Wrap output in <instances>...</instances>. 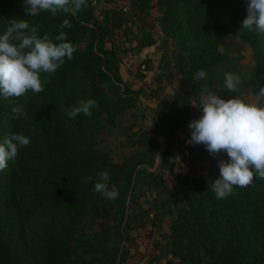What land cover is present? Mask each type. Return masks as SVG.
<instances>
[{
	"label": "trees",
	"instance_id": "1",
	"mask_svg": "<svg viewBox=\"0 0 264 264\" xmlns=\"http://www.w3.org/2000/svg\"><path fill=\"white\" fill-rule=\"evenodd\" d=\"M158 6L168 33L186 54L177 60L185 90L172 89L158 96L161 117L154 122V133L165 147L151 138L145 152H135L115 164L96 151L101 127H114L121 116H129L147 83L136 90L129 88L113 45L106 46L112 43L113 32L115 39L121 38L122 55L128 46L133 51L152 47V37L143 36L131 48L130 29L122 22L111 28L107 21L92 24L91 0L75 16H53L48 11L26 16L23 0H0V33L12 20L24 19L38 28L40 36L48 34L54 40L65 32L76 48L73 58L55 73L41 74L42 80H48L44 91H28L15 98L24 108L19 120L13 119L12 99L0 98V140L19 132L31 141L0 171V264H119L124 256L128 203L139 172H146L151 185L162 181L148 170L160 152V166L170 165L176 133L190 131L188 124L196 119L191 108L193 103L199 106L200 100L194 97L202 86L218 93L213 86L217 82L221 98L230 99L233 94L226 92L224 74L234 72L244 83L237 95L249 94L256 102L264 87V35L239 30L247 15L245 0H158ZM63 19H69L72 27L62 28ZM229 31L252 51L253 65L246 74L234 66L214 71L220 62L219 43ZM133 61L129 64L135 72L139 64L134 66ZM201 69L207 73L206 80L194 82ZM86 99L96 101L92 115L70 119L67 110ZM177 140L175 144L181 146L183 139ZM100 170L110 172L111 184L119 192L116 200L105 201L93 191V183L86 182L85 177ZM218 177L217 166L214 181ZM173 179L172 196L184 203L172 223V254L180 264L201 263L202 255L211 264H264V180L234 186L229 196L217 199L204 176ZM88 216L99 222L100 230L84 236L79 234V225ZM28 218L34 220L39 239L23 251L17 222Z\"/></svg>",
	"mask_w": 264,
	"mask_h": 264
},
{
	"label": "rangeland",
	"instance_id": "2",
	"mask_svg": "<svg viewBox=\"0 0 264 264\" xmlns=\"http://www.w3.org/2000/svg\"><path fill=\"white\" fill-rule=\"evenodd\" d=\"M91 1L94 9L92 24L107 21L111 28L116 22H122L130 29V38L133 40L131 48L140 42L143 36H150L155 40L152 48L133 51V49L129 50L128 46L127 54L122 55L121 38L115 39L113 32L110 36L112 43L106 46L110 48V45H113L120 62L118 68L122 71L123 81L129 88L136 90L139 85L146 83L148 85H146L147 89L140 93L138 106L130 111L129 116H121L114 127H107L104 124L101 127L95 145L96 151L99 154L108 155L113 163L118 164L135 152H145V146L151 138H154L162 149L165 147L166 143L161 138L155 137L154 133V122L161 117L158 96L172 89H179L182 92L185 90L181 84L182 76L177 60L180 57H186V54L178 46L177 40L168 33L158 0ZM149 51L153 52L151 57L147 53ZM217 53L220 62L214 71L219 69L226 71L234 66L238 73L246 74L252 68L254 59L251 49L239 41L232 31H229L228 35L221 40ZM137 57L140 59H135L133 64L134 66L139 64V68L133 72L132 65L129 63ZM213 86L220 95L222 88L219 84L216 82ZM205 87L207 86H202V91L194 97V100L198 98L201 102ZM243 87L244 83L241 80L239 91H242ZM237 96L249 103L255 102L249 94ZM191 109L196 119L202 115L194 105ZM186 141H181V146L176 148L174 146L178 140L176 139L173 143L170 159V165L173 166L172 172H170V165L160 166L162 152L155 157L154 166L148 171L162 178V181L158 179L157 186L150 184V178L146 172L142 170L139 172L128 203V217L124 230L126 238L123 242L124 256L119 264H166L168 262L180 264L172 254V223L175 212L181 209L184 203L172 196V186L175 183L173 178L180 176L182 179L185 177L191 179L204 176L207 183L211 184L214 181L219 160L227 159L224 152L213 157L204 146L200 147L191 143L186 146ZM176 182L181 184L178 180ZM17 227L21 236L19 246L23 251L31 242L39 239V232L32 218L20 220L17 222ZM99 230V222L91 216L79 225V234L84 236L97 234ZM83 259L89 260L88 257ZM198 264H211V262L202 255L201 263Z\"/></svg>",
	"mask_w": 264,
	"mask_h": 264
},
{
	"label": "clouds",
	"instance_id": "3",
	"mask_svg": "<svg viewBox=\"0 0 264 264\" xmlns=\"http://www.w3.org/2000/svg\"><path fill=\"white\" fill-rule=\"evenodd\" d=\"M246 18L239 30L264 35V0H245ZM26 16H37L42 11L56 15H77L87 6V0H23ZM62 28H71L69 19H63ZM76 48L61 31L53 39L48 34L40 36L36 26H30L24 19L12 20L11 26L0 33V98L12 99L13 119L24 115L22 104L15 98L28 91H44L47 79L41 74H53L64 63L71 60ZM207 73L201 69L193 81L206 80ZM241 77L234 72L224 74L226 92L232 98H221L217 93L204 88L199 106L192 104L202 115L188 124L190 143L203 145L213 157L221 152L227 159L218 163L219 177L208 187L217 199L229 196L234 186L247 187L254 179L264 180V87L257 93V100L249 103L239 96ZM97 106L94 99L78 100L67 110L72 119L78 115L91 116ZM30 138L22 133H12L0 140V171L14 161L18 151L30 144ZM93 183V191L105 201L116 200L119 192L111 184L108 170H100L95 176L85 177ZM112 245L110 244L109 247Z\"/></svg>",
	"mask_w": 264,
	"mask_h": 264
},
{
	"label": "built area",
	"instance_id": "4",
	"mask_svg": "<svg viewBox=\"0 0 264 264\" xmlns=\"http://www.w3.org/2000/svg\"><path fill=\"white\" fill-rule=\"evenodd\" d=\"M176 138L177 139H183V140H190V131H188V132H177Z\"/></svg>",
	"mask_w": 264,
	"mask_h": 264
},
{
	"label": "crops",
	"instance_id": "5",
	"mask_svg": "<svg viewBox=\"0 0 264 264\" xmlns=\"http://www.w3.org/2000/svg\"><path fill=\"white\" fill-rule=\"evenodd\" d=\"M154 44H155V40L153 39V46H154ZM153 46H152V47H153ZM152 47H142V48H152ZM147 53H149L148 55H149L150 57L153 55V52H152V51H149V52H147ZM135 59L137 60V59H140V58L137 57V58H135ZM187 145H191V144H190V140H187V141H186V146H187ZM199 146L201 147V146H203V145L201 144V145H199ZM174 147H175V148H176V147H179V145H175ZM172 148H173V146H172ZM172 153H173V152H172ZM171 156H172V155H171ZM170 159H171V158H170ZM170 159H169V164L171 163Z\"/></svg>",
	"mask_w": 264,
	"mask_h": 264
}]
</instances>
